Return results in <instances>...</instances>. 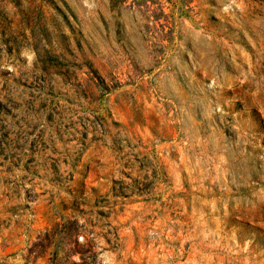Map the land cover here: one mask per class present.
<instances>
[{
	"label": "rangeland",
	"instance_id": "rangeland-1",
	"mask_svg": "<svg viewBox=\"0 0 264 264\" xmlns=\"http://www.w3.org/2000/svg\"><path fill=\"white\" fill-rule=\"evenodd\" d=\"M0 264H264V0H0Z\"/></svg>",
	"mask_w": 264,
	"mask_h": 264
}]
</instances>
